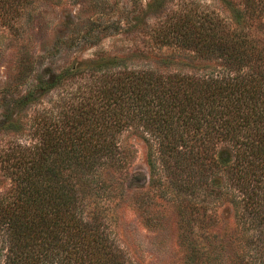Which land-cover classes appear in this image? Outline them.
<instances>
[{"label":"trees","instance_id":"16d2710c","mask_svg":"<svg viewBox=\"0 0 264 264\" xmlns=\"http://www.w3.org/2000/svg\"><path fill=\"white\" fill-rule=\"evenodd\" d=\"M182 5L155 30L156 45L170 49L156 67L112 71L114 57L70 69L94 83L37 116L30 143L10 141L1 156L10 184L0 192L3 264H127L110 222L136 174L120 141L130 130L148 144V187L192 204L188 249L200 252L215 229L217 244L235 245L230 263L264 264V18L253 4L231 17ZM225 204L235 213L227 239L218 235Z\"/></svg>","mask_w":264,"mask_h":264},{"label":"rangeland","instance_id":"374dc122","mask_svg":"<svg viewBox=\"0 0 264 264\" xmlns=\"http://www.w3.org/2000/svg\"><path fill=\"white\" fill-rule=\"evenodd\" d=\"M10 1L0 0V192L10 185L1 170V156L10 141L30 143L34 139L30 124L37 116L58 112L77 90L94 83L90 72L73 76L70 69L87 70L92 61L114 57L119 61L109 68L112 71L156 67L155 59L170 49L156 45L155 30L165 23L168 13L179 18L186 2L198 3L200 10L217 8L229 17L233 7L242 11L253 4L258 19L264 18V0H230L231 4L227 0V6L222 0ZM256 22L248 24L257 26ZM11 120H19V125L8 127ZM120 141L130 155L128 171L136 172L131 189L116 198L115 218L110 222L126 263L232 264L229 255L235 245L217 244L222 238H211L215 229L202 238L200 252L188 249L183 240L184 219L195 220V216L184 213L191 202L160 197L158 190L144 182L149 173V148L142 132L126 131ZM219 216L218 235L227 239L235 228L233 207L223 205ZM4 259L0 253V264Z\"/></svg>","mask_w":264,"mask_h":264}]
</instances>
